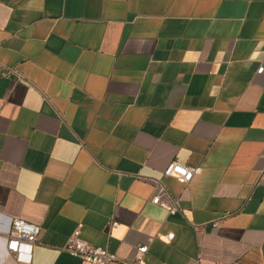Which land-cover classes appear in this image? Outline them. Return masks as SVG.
<instances>
[{
	"label": "crops",
	"instance_id": "0c3cea01",
	"mask_svg": "<svg viewBox=\"0 0 264 264\" xmlns=\"http://www.w3.org/2000/svg\"><path fill=\"white\" fill-rule=\"evenodd\" d=\"M9 218L41 227L29 264H79L75 232L147 264H264V0H0V264H25Z\"/></svg>",
	"mask_w": 264,
	"mask_h": 264
},
{
	"label": "built area",
	"instance_id": "2783aa9c",
	"mask_svg": "<svg viewBox=\"0 0 264 264\" xmlns=\"http://www.w3.org/2000/svg\"><path fill=\"white\" fill-rule=\"evenodd\" d=\"M198 168H193L178 161L170 162L164 170V174L173 176L183 185H187ZM153 204L166 208L169 212H175L179 209L178 200L172 198L167 190L159 184L158 192L152 197ZM218 223L215 222L214 226ZM117 226L118 222H113ZM41 227L38 224L29 222L23 218H9L8 228L6 230L5 248L6 253L11 254L19 263L29 264L32 260L34 245L38 239ZM167 240L174 238V233L166 236ZM64 249L72 256L80 260L79 264H147L146 253L148 244L137 246L134 255L130 258L121 259L114 252L107 248L92 245L82 239L78 232L73 233Z\"/></svg>",
	"mask_w": 264,
	"mask_h": 264
}]
</instances>
